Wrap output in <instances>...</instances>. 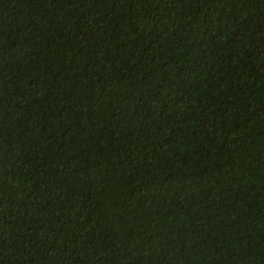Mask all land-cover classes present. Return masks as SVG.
Instances as JSON below:
<instances>
[{"label":"trees","instance_id":"obj_1","mask_svg":"<svg viewBox=\"0 0 264 264\" xmlns=\"http://www.w3.org/2000/svg\"><path fill=\"white\" fill-rule=\"evenodd\" d=\"M0 264H264V0H0Z\"/></svg>","mask_w":264,"mask_h":264}]
</instances>
